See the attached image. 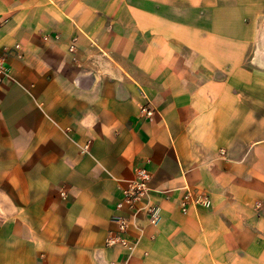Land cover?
Returning a JSON list of instances; mask_svg holds the SVG:
<instances>
[{"label":"crops","instance_id":"0c3cea01","mask_svg":"<svg viewBox=\"0 0 264 264\" xmlns=\"http://www.w3.org/2000/svg\"><path fill=\"white\" fill-rule=\"evenodd\" d=\"M0 55V264H264V0H0Z\"/></svg>","mask_w":264,"mask_h":264},{"label":"built area","instance_id":"2783aa9c","mask_svg":"<svg viewBox=\"0 0 264 264\" xmlns=\"http://www.w3.org/2000/svg\"><path fill=\"white\" fill-rule=\"evenodd\" d=\"M20 50L21 46L17 45L15 47L17 55L20 53ZM7 77L8 68H6V58L0 55V83ZM143 112L147 115V117L153 116V111L146 107L143 109ZM150 180L151 175L146 170H138L132 182L125 189H123V197L117 204V210L136 211L140 205H145V201H147L146 206H149ZM188 199L189 196H186L185 201ZM147 211L151 217V222L153 224H157L160 221L159 210L157 208H149ZM114 222L116 223L117 228L108 237L107 245L109 247H127L128 243L126 235L128 234L130 227L129 219L125 216L118 215L115 217Z\"/></svg>","mask_w":264,"mask_h":264}]
</instances>
